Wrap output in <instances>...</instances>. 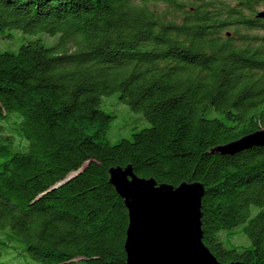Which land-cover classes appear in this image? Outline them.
<instances>
[{
  "label": "trees",
  "instance_id": "1",
  "mask_svg": "<svg viewBox=\"0 0 264 264\" xmlns=\"http://www.w3.org/2000/svg\"><path fill=\"white\" fill-rule=\"evenodd\" d=\"M263 8L0 0V264H126L109 172L128 167L201 185L204 245L223 264H264V144L222 153L264 132ZM114 94L150 126L112 143ZM245 234L251 246L231 243Z\"/></svg>",
  "mask_w": 264,
  "mask_h": 264
},
{
  "label": "water",
  "instance_id": "2",
  "mask_svg": "<svg viewBox=\"0 0 264 264\" xmlns=\"http://www.w3.org/2000/svg\"><path fill=\"white\" fill-rule=\"evenodd\" d=\"M259 16L264 18V12ZM256 144H264V132L229 145L222 153L234 154ZM109 175L129 213L126 264H223L203 243L201 185H158L138 178L130 167L111 169Z\"/></svg>",
  "mask_w": 264,
  "mask_h": 264
},
{
  "label": "rangeland",
  "instance_id": "3",
  "mask_svg": "<svg viewBox=\"0 0 264 264\" xmlns=\"http://www.w3.org/2000/svg\"><path fill=\"white\" fill-rule=\"evenodd\" d=\"M259 11L263 12V9H259ZM0 45V50L9 49L10 43L8 41H2ZM20 45V42L17 43V46ZM102 108L108 112L113 113L115 116L113 122V128L108 135V139L114 143L121 138H130L131 134L135 131H139L150 126L149 122L145 119L143 113L135 112L131 109L130 106L126 105L118 98V94L111 95L103 99ZM5 122L0 123V135H8L9 129H2L4 127ZM19 141V140H17ZM17 141L14 143V147L17 145ZM28 143L24 141V145ZM233 245L237 246H251L252 242L249 237L245 235H241L231 242ZM9 264H23V259H19L16 255L11 254L5 258Z\"/></svg>",
  "mask_w": 264,
  "mask_h": 264
}]
</instances>
